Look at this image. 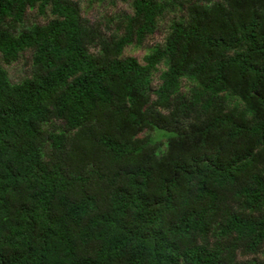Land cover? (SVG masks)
Wrapping results in <instances>:
<instances>
[{
    "label": "trees",
    "instance_id": "obj_1",
    "mask_svg": "<svg viewBox=\"0 0 264 264\" xmlns=\"http://www.w3.org/2000/svg\"><path fill=\"white\" fill-rule=\"evenodd\" d=\"M79 1L0 0V264H264V0Z\"/></svg>",
    "mask_w": 264,
    "mask_h": 264
},
{
    "label": "rangeland",
    "instance_id": "obj_2",
    "mask_svg": "<svg viewBox=\"0 0 264 264\" xmlns=\"http://www.w3.org/2000/svg\"><path fill=\"white\" fill-rule=\"evenodd\" d=\"M79 7L83 11L82 14L87 17L91 22H99L104 27V20L113 17L115 14L121 12H129L128 6L125 3L116 1L113 5L109 4L107 1L100 0H80ZM171 15L165 16L157 27V31L151 37L147 38L141 46H129L124 49L123 56H132L141 61L143 54L155 43H160L166 34ZM28 21L30 22H42V16L38 15L35 11L28 15ZM28 55L24 54L23 58L11 63L8 66H3L8 78L11 82H17L20 78L26 76L28 69ZM156 76L154 77V83L156 81Z\"/></svg>",
    "mask_w": 264,
    "mask_h": 264
}]
</instances>
